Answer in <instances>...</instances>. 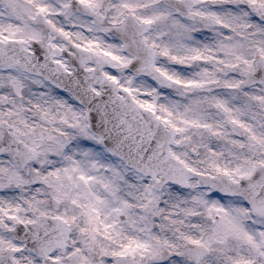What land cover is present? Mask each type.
<instances>
[{
    "label": "snow or ice",
    "instance_id": "1",
    "mask_svg": "<svg viewBox=\"0 0 264 264\" xmlns=\"http://www.w3.org/2000/svg\"><path fill=\"white\" fill-rule=\"evenodd\" d=\"M0 264H264V0H0Z\"/></svg>",
    "mask_w": 264,
    "mask_h": 264
}]
</instances>
